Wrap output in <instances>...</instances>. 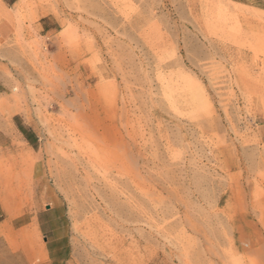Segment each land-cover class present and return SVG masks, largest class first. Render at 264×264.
Returning a JSON list of instances; mask_svg holds the SVG:
<instances>
[{"label": "rangeland", "instance_id": "obj_1", "mask_svg": "<svg viewBox=\"0 0 264 264\" xmlns=\"http://www.w3.org/2000/svg\"><path fill=\"white\" fill-rule=\"evenodd\" d=\"M264 0H0V264H264Z\"/></svg>", "mask_w": 264, "mask_h": 264}, {"label": "crops", "instance_id": "obj_2", "mask_svg": "<svg viewBox=\"0 0 264 264\" xmlns=\"http://www.w3.org/2000/svg\"><path fill=\"white\" fill-rule=\"evenodd\" d=\"M262 100H263V104H264V90H263Z\"/></svg>", "mask_w": 264, "mask_h": 264}]
</instances>
